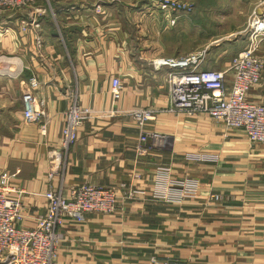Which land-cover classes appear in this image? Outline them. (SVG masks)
<instances>
[{
  "label": "crops",
  "instance_id": "0c3cea01",
  "mask_svg": "<svg viewBox=\"0 0 264 264\" xmlns=\"http://www.w3.org/2000/svg\"><path fill=\"white\" fill-rule=\"evenodd\" d=\"M166 14L151 0H43L0 18V173L24 190L20 226H35L49 189L67 194L89 182L118 194L114 214L65 221L57 264H264V145L207 114L169 110L168 70L152 60L193 50L174 47L185 16L168 27ZM32 15L38 26L22 31L20 22ZM259 54L264 59V42ZM208 61L220 70L230 62ZM32 77L47 113L38 123L23 116ZM75 97L93 116L61 151ZM249 97L264 99V82ZM135 108L155 111L146 128L169 136L162 146L140 151L141 130L129 114ZM185 183L186 194L165 196L167 187Z\"/></svg>",
  "mask_w": 264,
  "mask_h": 264
},
{
  "label": "built area",
  "instance_id": "2783aa9c",
  "mask_svg": "<svg viewBox=\"0 0 264 264\" xmlns=\"http://www.w3.org/2000/svg\"><path fill=\"white\" fill-rule=\"evenodd\" d=\"M43 0H0V18L5 14L18 12L35 6ZM175 25L182 13H191L194 4L184 0H151ZM171 12H176L173 16ZM32 20H22L20 28L27 32L37 27L34 15ZM245 31L248 43L232 57L227 70L207 67V49L202 48L187 54L158 56L152 60L156 70L166 68L168 92L171 98L169 110L178 113L207 114L220 122L227 129L242 130L248 140L264 145V100H252V89L264 80V61L257 54L264 42V0L258 4L248 18ZM227 72L232 79L228 81ZM38 81L30 78L23 93V116L28 122H42L47 115L44 100H38L35 90ZM112 94L118 100L122 93L121 80H112ZM140 127V151L162 146L168 135L158 130H148L146 123L155 118V111L150 108H135L129 111ZM93 116V110L83 107L75 97L73 104L66 111V123L63 128L61 151L68 150L78 139V127ZM46 122L40 126L46 131ZM62 153V152H61ZM53 153L52 159L59 160V154ZM52 168L50 176L58 170ZM13 175L0 173V264H57L56 249L61 240L60 228L65 221L84 219L86 212L114 214L118 208V194L114 188L85 182L73 186L67 194L60 189H49L44 197L46 210L39 215L35 226L24 228L20 221L25 217L24 204L20 194L24 190L12 185ZM125 184H123L124 186ZM176 186V185H175ZM185 183L178 189L167 187L164 191L181 196L187 193ZM18 193V196L12 195ZM135 190L130 189L129 197L134 198ZM220 199L219 195H212ZM248 264V263H245Z\"/></svg>",
  "mask_w": 264,
  "mask_h": 264
},
{
  "label": "rangeland",
  "instance_id": "374dc122",
  "mask_svg": "<svg viewBox=\"0 0 264 264\" xmlns=\"http://www.w3.org/2000/svg\"><path fill=\"white\" fill-rule=\"evenodd\" d=\"M184 1L193 3L194 10L191 13L179 15L178 19L181 15L185 17L181 19L182 27L177 31L180 33V39L177 40L174 47L196 51L204 49L208 45L207 53L208 50L211 53L207 54V62L213 59V61H217V64H221L222 62H231L232 57L248 43L246 24L255 7L262 0ZM166 26L173 27L168 18ZM201 43L202 46L196 48ZM257 55L262 58L259 51Z\"/></svg>",
  "mask_w": 264,
  "mask_h": 264
}]
</instances>
